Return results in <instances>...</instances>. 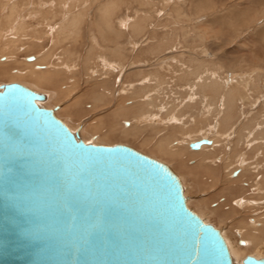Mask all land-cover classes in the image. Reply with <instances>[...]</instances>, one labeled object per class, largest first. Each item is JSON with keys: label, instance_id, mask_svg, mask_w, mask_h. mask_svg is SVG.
Wrapping results in <instances>:
<instances>
[{"label": "water", "instance_id": "water-1", "mask_svg": "<svg viewBox=\"0 0 264 264\" xmlns=\"http://www.w3.org/2000/svg\"><path fill=\"white\" fill-rule=\"evenodd\" d=\"M45 97L0 87V264H233L169 165L86 143Z\"/></svg>", "mask_w": 264, "mask_h": 264}, {"label": "rangeland", "instance_id": "rangeland-1", "mask_svg": "<svg viewBox=\"0 0 264 264\" xmlns=\"http://www.w3.org/2000/svg\"><path fill=\"white\" fill-rule=\"evenodd\" d=\"M4 1H5L4 8L1 9L0 7V31H3L4 39L7 38L5 40L6 42H9L10 37H14L15 35V33H12V32H15L13 30H18L21 24L24 25L25 28L20 30L19 34L23 38L25 36V38L24 39L22 38V40H20V47H21L19 49L20 53L18 52V54H16L15 57H13L15 60L12 58V60H10L11 63L9 62V64H6L3 66V67L6 66L5 68H1V65H0V74L1 72H3V69H5L7 71H13V73L21 72L23 73V75H26L25 73H27V75L29 76L33 71H28L30 70L29 69L30 67L27 66L28 65L27 58H30L33 56L38 58V56L47 53V51H49L50 49L54 50L55 59L60 57L61 59L64 60L65 51L72 50V47H73L75 52L78 54V58H75V61H73L74 66H76L77 64V67H75L76 71L72 72V74L67 72L66 76L64 77L66 81L63 83L59 82L60 84H63L62 86L64 87L63 90L65 89V92L70 91L69 94H66L70 96H65L64 94L61 98L59 97L58 101L56 100L55 102L56 104L51 103V99L52 100L54 99L50 97L51 93L53 92V88H50V86H46V87L44 86L42 87V89L41 88L39 89V88L33 87V85L29 83V81L27 82L21 79H16V80L10 79L11 77H8V76L4 77L2 75L3 78H0V87L2 85L12 84V83H18V84L21 83L22 85L26 83V87H29L28 85L30 84L32 86L30 87L32 88V90L35 89L34 90L35 92H38V93L43 92L48 95L49 102L47 101L44 103H40L39 105L44 108L47 107L49 109L57 108L56 113L58 117L61 120H65V121L67 120L68 122L70 121L67 119L68 117L65 111L68 110L71 107V105L73 107V105L75 104V107H76L78 105L77 103H80L79 105L84 106L85 109L83 110V112L75 116L76 123L75 122L73 123L75 126L74 130L76 129L75 131L79 130V128L81 127L80 125H83V124L85 126L88 125L86 127L88 128L89 126H92L94 123H99L103 119H109L110 117H112V113H114V111H116L117 109H120L123 106L128 107L132 104H135L136 101L137 102L142 101V98L140 96H136V97L134 95L132 96L127 91V88L129 86H136V88L139 87V85L144 83L143 81L146 80L145 77L147 78V76L145 75V73L147 72L156 73V72L161 71L165 75L164 72L167 70L166 75L168 74L167 76L170 79V81L168 79L166 80L164 79L166 82H168V84H162L161 88L165 89L164 91H162V93L164 92V94H167L166 98L168 100L167 102L170 103V107L175 105V102L173 100L177 102V100L180 101L181 99H186L187 94L185 93L189 91L187 89L189 85H191L189 82H195L194 81L195 77L194 76L187 77L188 82L182 81L180 77L185 76L184 74H186L187 72V67H190V66L193 67V64L188 62V58L193 55V57H198L202 59L205 58L206 60L209 59L207 58L209 56L210 61L209 60L208 61L211 63V65L208 67H210L211 70H214V72H216L217 75L219 74V76L223 78L225 81L227 80V77H228V80H227L228 82H229V79L231 80L237 77V74H240L239 76H244L245 78L248 77L247 75L252 74L251 77L253 79L256 78L254 76H260V77H257L258 79L256 78L255 80V83L259 90L255 89L254 91H252L254 92V94L252 93L253 95H251V99L247 100L246 103H245V98H242L243 100L242 103H239V105H236L238 108H240L242 112L244 110V115L238 116L237 119L231 124V127H230L231 137L229 140V142L231 143H229V150H233L234 148L233 146L235 143L234 139L236 137V133L238 132L239 128H241L242 125L245 124V121L247 122V119H249L248 117L252 115L253 116L255 115L254 121H257L258 124L262 125V126L257 125L258 128L256 127V131H261L262 134L264 135V131H263L264 130V90L263 88H261V86L264 87V0H170V1L169 0L167 1L166 0H122L123 3L119 4L120 5L119 13L115 15L114 17L115 26L117 25V27H121L122 25L121 22L125 21L126 19L128 20L127 17L132 18L133 16H140V17H144L145 22L147 24L146 32H145V35L140 38L135 37L131 32H129L128 34L125 33V36L122 39H120V41L116 40V43H114L113 45L110 44L111 51L109 50V47H107L109 45L106 42H104V39L101 36L103 27L101 28L99 26L100 19L98 18V14H97L98 7L102 3L106 2L107 0H69V1L63 0L65 2H63L64 4H63L62 9H59L57 6L58 0H28V1L27 0H4ZM148 1H150L151 3H148ZM13 3L14 4L17 3L18 5L21 6L20 9L21 8L22 9L20 11L18 10V15H17L18 18L15 20L14 24L10 26V25H7L5 20L3 19L6 16V12H8L9 8L13 5ZM50 6H52V8L55 10V13L58 14L57 17L54 18L53 15H50V16L45 15V13L50 9ZM2 10H5V11H2ZM82 12H86L87 16L82 26L81 41L79 43L72 41L71 43L60 44L58 42V36L56 35L55 30H57V28L63 22L69 19L72 15L77 14V13H82ZM53 24L55 26H53ZM43 26L46 27L47 30ZM39 29L42 31L44 30V31L40 32ZM184 31L188 32L191 39L185 38ZM153 35L157 36L160 40H163L165 47H163V50H162L163 52L161 51L160 53H158L159 55L154 54L151 57L149 56L147 57L145 56V54H142V53H143V50H146V47H150L151 38ZM27 36H30V37L33 36L31 41L29 37L27 38ZM92 36L95 37V39L97 40L99 44L98 49L102 51L101 52L102 56H105L104 60L107 59L105 60V63L107 64L105 65V67L107 69H108V65L109 66L112 65L113 67H116V66H119L121 63L123 64L122 71L116 72L115 76L114 74H112L111 76L112 78L105 77V74H103L104 76L100 75L98 76V78L93 80L92 78H89L87 76L86 70L84 69L85 64H83L85 62L82 59H85L88 53L87 50H89ZM108 38H113V36L108 37ZM39 40L41 41L39 42ZM32 41L37 43V47L31 48L29 51L28 46L31 44H34L32 43ZM126 42H128V44ZM38 45H40L39 48H38ZM116 45H122L125 47L126 58L124 60L116 59V58H119L116 56V53L114 51L116 48ZM132 46L135 49H133ZM172 46L175 47L174 51H172L173 49H171ZM129 48L131 51L129 50ZM176 48L177 50H175ZM179 48H183V49H179ZM23 49H26V50L24 51ZM39 52L41 53L40 55H38ZM103 52H106V53H103ZM108 52H111L110 53L111 55ZM201 54H203V56ZM112 55H114L115 58ZM155 55H158V56H156L153 59L152 57ZM175 55H178V56H175ZM2 57H4V55H0V62L4 61V58L1 59ZM16 57H18V59L20 60L18 59L16 60ZM91 59L92 61H94L92 57ZM111 59H114V60H111ZM162 60H163V63H162ZM17 61H20V62H17ZM139 61L140 62L142 61L143 64L140 63ZM176 61H177V65L175 66ZM15 62L16 64L13 65V63ZM230 62L231 64L234 63V67L230 65V67L231 68L233 67L234 69L232 70H229L227 68L224 69L223 68V66H225L224 64H227V63L230 64ZM157 63H158V66L161 65L163 67L156 66ZM236 63L237 65H235ZM182 64H187L190 66L183 65L182 67ZM151 67L153 68L154 71L152 70ZM45 68L47 69V66H44V67L36 66L34 68L35 72L33 73L35 74L37 73L38 70H43ZM175 68L178 70L177 74H175L174 72ZM220 68L223 70L221 71ZM144 71L145 73H143ZM13 73L11 74L14 75ZM137 73L139 75L144 74L145 77L143 75L139 76ZM102 79L104 80V82L106 81L105 83L108 84L107 86H109V84L110 86L104 87L103 85L104 82ZM87 80H88V83H87ZM140 80L142 81V83L139 82ZM75 84L77 85L74 86ZM169 86L171 87L170 91L166 89ZM110 87L111 89H109ZM225 88L227 89L226 84H225ZM256 90H258L257 93L255 92ZM92 92L106 94V98L108 100V102L106 100L107 102L106 105L103 104L97 108H94V107L92 108L93 101L89 99V97L91 98V96L89 97L86 96V99H85V95H91ZM239 93L245 94L244 91L242 90H240ZM209 96H210V100L214 98V94H209ZM83 97L85 100L83 99ZM222 98L223 97L220 98L219 100L220 102H222ZM82 100H84V102L86 101V103L83 102L84 103L83 104L81 102ZM161 102H164V100L161 99ZM48 103H51V104H48ZM75 107H73L72 110H74ZM178 108L181 110L182 109L181 105H179ZM198 113L202 115V111L199 109V107H194V108L185 107L183 109L182 114L185 115L184 116L185 122L190 121L191 123L193 121L195 122V115H197ZM248 114L249 115L251 114V115L249 116ZM245 116H248L247 119ZM69 117L71 118L72 116L69 115ZM208 118H209L208 120H203L201 122H198L196 119L195 127L198 128L197 132L199 130L202 132L201 130L202 128L200 127L206 126L207 123H209L212 127L213 126L215 127L217 125L218 118H219V115L217 114V112L214 114V111H213ZM133 119L134 118L132 116H129L127 118H124L121 122L125 126H132L131 124H133ZM209 124H207V127L208 126L210 127V128L208 127L210 131L209 135L212 134L210 136H215V133H214L215 131L213 130L214 131L213 132L211 130V126ZM84 125L83 127H85ZM144 129H145L144 138H140L139 141L123 139L119 141H116V140L107 141L104 144H106L107 146H115L118 144L131 146L139 150L140 152L146 154L147 156L157 159L158 161L169 165L179 175V177L181 175V177L184 178L185 180L184 183L187 185V186L185 185L186 197L188 198V201L190 203L189 207L193 211H195L197 214L198 213L200 214L201 211L194 204L197 202L207 201L209 203L211 211L218 212V214H221V216H224L222 217V219H225L223 220L224 224L219 223L215 218L211 217V215L209 214L204 215V217H202L204 221L207 220L208 224L215 226L222 233H226L227 235H230L233 232L237 233L240 230L239 223H242V222H247V223L249 222V224L252 222H255L256 224L254 225L255 227L254 229H259V227L263 226L262 223H264V194L262 195L256 194V188H255L256 180L258 181L257 183H259L260 181H263L264 171L262 169L261 171L259 170L260 172L257 175H254L255 177L252 175H250L251 177H249L248 175H243V169L242 170L239 169L240 166L235 169L236 165L233 164L231 168L234 167L235 170L232 169L231 172L227 173L228 176L224 174L222 169L217 173L219 176L218 177L219 181L217 180L218 184L214 186V188L207 186L206 189H204L203 191L192 189V185L195 183L193 181V177L196 178L195 176H193L188 170L182 169L179 163H176L175 161H172V160L162 158L152 153L151 148L154 147L155 143L157 142V139L163 135L154 136V140L152 142L148 143L145 146L142 145V141H144L145 138H149V136L151 135L152 127H150L149 122L144 124ZM82 131H83V128L80 131V136L82 135ZM165 132L164 134H168L170 131L165 130ZM177 133L179 134L178 135L179 137L176 140L178 142H182L180 132L178 131ZM189 133H192V132H188L187 136L190 135ZM201 134H197L196 136H194V138H192L191 141L194 142L197 139L199 140L203 138ZM100 136H101L100 133H98L97 136L96 134H94L86 142L87 143L89 142L88 144H96L98 143V141H100L98 140ZM190 137H193V136H190ZM208 138L209 137H206L205 139H208ZM192 142L189 143L188 146H186L189 153L186 152L185 156L187 159V162H186L188 165L187 168L191 171H195L198 168V166L202 163V160H203L202 154H199V152L197 151L202 150L204 147H202L200 150H193L190 147V144H192ZM250 144H253V143H249V145ZM207 147H211V146H207ZM246 147L249 150L251 149L249 148L248 145L247 146L240 145L238 147V152L244 150V153H247ZM222 150L223 148L221 145L219 147H216L215 155L213 156L214 161H216V163H218L220 167H222V165L226 162V160H228V154H230V152H227L225 150L223 152ZM262 157L264 158L263 155ZM250 158H253V154L252 156L250 155ZM257 160L258 158L254 157V159H252L250 163L252 162L255 163ZM258 162L260 166L264 165V164L263 165L261 164L264 162V159L263 160L260 159L258 160ZM254 168L255 166H253V169L251 168V170L255 171ZM194 173L196 176L199 177L200 182L208 183V185L210 186V183H209L210 178L207 175L204 174L200 176V172H194ZM235 174L237 175L235 176ZM230 180H231V183H230ZM243 186H245L244 189H247L246 193H244L245 190H243L244 192L240 194L238 190ZM233 191H236V192L232 193ZM234 195H237V196L234 197ZM235 202L237 205L234 204ZM246 202H247V205L246 207L244 206L243 208V203L245 204ZM238 203H241L240 204L241 207L238 206ZM229 209L231 211H234L235 214L227 215L230 211ZM228 228H230V230ZM249 231L250 230L247 228L246 232L248 233ZM232 235H236V234H232ZM242 239L240 238L239 241H243ZM262 248L264 249V247ZM248 255L249 256L256 255L257 257L256 251L255 252L252 251V253L250 252ZM258 257L259 258L264 257V253L259 255ZM234 262L236 264L242 263L241 260H238V261L234 260Z\"/></svg>", "mask_w": 264, "mask_h": 264}, {"label": "bare ground", "instance_id": "bare-ground-1", "mask_svg": "<svg viewBox=\"0 0 264 264\" xmlns=\"http://www.w3.org/2000/svg\"><path fill=\"white\" fill-rule=\"evenodd\" d=\"M63 2H65V1H63V0L57 1V3H58L57 6L59 9L63 8V4H64ZM4 3H5L4 0H0L1 9L4 8V6H5ZM95 3H96V1H95ZM121 3H123L122 0H107L106 2L102 3L98 7V11H97L98 13L97 14H98V18L100 19V25L99 26L101 28L103 27L101 36L104 39V42H106L109 45V46H107V47H109V50L111 49L110 44L113 45L114 43H116V40L120 41V39H122L125 36V33L128 34L129 32H131L135 37L140 38V37L144 36L145 32H146V25L147 24L145 22L144 17H140V16H133L132 18L127 17L128 20L126 19L125 21L121 22V24L123 26L120 24L122 28L117 27V25L115 26L114 17H115V15H117L119 13V9H120L119 4H121ZM148 3H151V2L148 1ZM20 7L21 6L18 5L17 3H15V4L13 3V5L9 8L8 12H6V16L4 17L3 20H5L7 25L11 26L12 24H14L15 20L18 18V16H17L18 10L20 11L22 9V8L20 9ZM2 11H5V10H2ZM59 14H60V12H59ZM45 15L46 16L53 15L55 18V17H57L58 14L55 13V10L52 8V6H50V9L45 13ZM86 16H87V13L82 12V13H77V14L72 15L69 19H67V17H66L67 20L65 22H63L57 28V30H55L56 35L58 36V42L60 44L71 43L72 41L79 43L81 41L82 26L84 24V21L86 20ZM97 22H95V23H97ZM21 23H22V21H21ZM53 26H55V25L53 24ZM24 28H25V26L21 24L19 26L18 30H13L15 32H12V33H15V35H14V37H10L9 42H6L5 39H7V38L4 39L3 31H0V52H1L0 55H4V57L1 58V59L4 58V61L0 62L1 68H5L6 66L5 67H3V66L6 64H9L10 60H12V58L15 57V55L18 54V52L20 53V50H19L21 48L20 47V40H22L23 37L20 36L19 31L24 29ZM44 28L46 29V27H44ZM41 31L42 30H40V32ZM38 34H39V32H38ZM184 35H185V38L191 39V37L189 36L187 31H184ZM112 36H113V38H108V37H112ZM28 37L30 38V41H31L33 36H31V37L27 36V38ZM24 38H25V36H24ZM42 38H43V36H42ZM40 41L41 40H39V42ZM42 42H43V40H42ZM32 43H34V44H31L28 46L29 51L31 48L37 47V43H35L33 41H32ZM123 43H125V42H123ZM126 43L128 44V42H126ZM150 44H151L150 47H146V50H143V53L141 52L142 54H145V56H147V57L148 56L151 57L154 54L160 53L163 50V47H165L163 40H160L155 35L152 36ZM129 45H130V43H129ZM98 46H99V44H98L97 40L95 39V37L92 36L89 50H87L88 53H87L85 59H82L85 62V63H83V64H85V68H84V66H83V68L86 70L87 76L89 78H92L93 80H95L96 78H98V76L103 75V74H105V77L112 78L111 77L112 74H114V76H115L116 72L122 71L123 64L121 63L119 66H116V67H113L112 65L111 66L108 65V69H107L105 67V65H107L105 63V60H107V59L104 60L105 56H102V53H101L102 51H100L98 49ZM104 46H105V44H104ZM39 47H40V45H38V48ZM126 48H128V47H126ZM132 48H133V46H132ZM174 48L175 47H173V46L171 47V49H173L172 51H174ZM133 49H135V48H133ZM179 49H183V48H179ZM23 50L25 51L26 49H23ZM109 50H107V51H109ZM129 50H130V48H129ZM175 50H177V48ZM114 51L116 53V56L119 57L116 59H123L124 60L126 58V56H125L126 49L124 46L116 45V48ZM54 53H55L54 50L50 49L49 51H47V53L42 54V55H40L41 53L39 52L38 55H40V56H38V58L33 56L34 57L33 60H30V58H32V57L27 58V60H28L27 66L30 67L29 68L30 70H28V71L35 72L34 68L36 66H39V67L47 66V69L45 68L43 70H38L37 73H35V74L33 72L30 74V72H29V74H30L29 76L27 75V73H25L26 75H23V73H21V72H14L13 73V71H7V70L3 69V72H1V74H0V78H3L2 77V75H3L4 77L5 76L11 77L10 79H15V80L21 79V80H25L27 82L29 81V83L31 85H33V87L39 88V89L40 88L42 89V87H44V86L45 87L50 86V88H53V92L51 93L50 97H52L54 99V100L51 99V103L56 104L55 103L56 100L58 101L59 97L61 98L64 94H65V96H70V95H66V94H69L70 91H68V92L66 91L67 92L66 93L65 89L63 90V88H64L62 86L63 84H60V83H63L66 81V79L64 77L66 76L67 72L72 74V72L76 71L75 67H77V64H76V66H74L73 61H75V58H78V54L75 52L73 47H72V50L65 51V56H64L65 59L64 60L61 59L60 57L55 59ZM103 53H106V52H103ZM108 53L110 54L111 52H108ZM114 55H112V56H114ZM158 55H155L152 58L154 59ZM201 55L203 56V54H201ZM175 56H178V55H175ZM205 56H206V54H205ZM10 57H11V59H10ZM91 57L93 58L94 61H92ZM128 57H129V55H128ZM114 58H115V56H114ZM207 58H209V59L206 60L204 58L205 59L204 60L202 58L193 57V55H192L188 58V62L193 64V67L190 65H187V64H182V67H183V65L190 66V67H187V72H186V74H184L185 76H181L180 79H182V81L186 82L187 77H189V76L195 77L194 78L195 82H189L191 85H189V87L187 89L189 91L185 93V94H187L186 99H181L180 101L177 100V102L175 100H173L175 102V105L170 107V103L167 102L168 100L166 98L167 94H164V92L162 93V91H164L165 89L161 88L162 84H168V82L165 81L166 79H168L170 81V79L167 76L168 74L166 75L167 70L164 72L165 75L160 70H159L160 72H156V73L155 72L149 73L146 71L148 74L145 73V71H144L143 73H145V75L147 76V78H146L144 76V74H142L146 79L143 81L144 83H142V81L140 80L139 82L142 84L139 85V87L136 88V86H129L127 88V91L132 96L133 95L135 97L140 96L142 98V101H140V102L136 101L135 102V104L137 103L136 105L132 104L128 107L123 106L120 109L116 108L117 110L114 111V113H112V117H110L109 119H103L99 123H94L92 126H89L88 128H86L88 125L85 126L83 124L85 127H83V125H80L81 127L79 128V137L86 142V141H88V139L90 137H92V135L96 134V136H97V134L100 133L101 136L98 139L100 141H98V143H96L95 145H100V144L106 145L104 143L107 141H113V140L119 141V140H123V139L139 141L140 138H144V132L146 129V128L144 129V124L149 122L150 127H152L151 135L149 136V138H145L144 141H142V145L145 146L148 143L152 142L154 140V136L163 135L157 139V142L155 143L154 147L151 148L152 153L155 155H158L162 158L175 161L176 163H179V165L181 166L182 169L188 170L193 176L196 177V178L193 177V181L195 183L194 184L192 183L193 184L192 189H196L199 191H203L204 189H206L207 186L214 188V186H216L218 184L217 180L219 181V178H218L219 176L217 173L222 169L224 174L226 176H228L227 173L231 172V170L234 169V167L231 168V166L233 164L236 165L235 169L240 166L239 169H241V170L243 169V175H248L249 177H251L250 175H252V176L257 175L261 171V169L264 171V165H263L264 162L261 163L263 166L259 165V162H261V161L258 162V160L264 159L262 157V155L264 156V135L262 134L261 131H256V127L258 128L257 125H259V126H262V125L258 124L257 121H254L255 115L254 116L252 115L253 117L250 116L252 113L250 115L248 114L250 117L245 116L246 119H247V117L249 119H247V122L245 121V124H243L242 127L239 128L238 132L236 133L235 139L232 137L235 141V143L233 145L234 148H233V150H229V143H231V142H229L230 137H231V133H230L231 124L237 119L238 116L244 115V110L242 112L240 110V108H238L236 105H239V103H242V101H243L242 98H245V103L247 100L251 99V95L254 94V92H252V91H254L255 89H258V87L255 83V80L257 77H260V76H254L253 75L254 77H256L253 79L251 77L252 74L247 75L248 77H246V78L244 76H239L240 74H237V77L234 76L236 79L235 78L231 79V80L229 79V82H228L227 81L228 77H227V80L225 81L223 78H221L219 76V74L217 75L216 72H214V70H211V68L208 67L211 65V63L209 62L210 57L208 56ZM17 59H18V57H16V60ZM153 59H151V60H153ZM18 60H20V59H18ZM111 60H114V59H111ZM137 60H135V61H137ZM17 62H20V61H17ZM140 63L143 64L142 61ZM162 63H163V60H162ZM15 64H16V62L13 63V65H15ZM176 65H177V61H176L175 66ZM224 65H225V66H223L224 69L225 68H227L229 70L234 69L233 68L234 63L231 64V62H230V64L227 63ZM230 65L233 67L231 68ZM235 65H237V63ZM156 66H158V63ZM144 67H145V65H144ZM158 67H163V66L160 65ZM165 67H164V69H165ZM31 68H32V70H31ZM81 68H82V66H81ZM169 69H170V67H169ZM152 70H153V68H152ZM222 70L223 69H221V71ZM25 71H27V70H25ZM177 71L178 70L175 68V70H174L175 74H177ZM133 72H135V71H133ZM11 73H13L14 75H12ZM127 73H129V72H127ZM129 75H131V74H129ZM142 75L140 74L139 76H142ZM118 79H119V77H118ZM106 80H108V79H106ZM113 80H115V79H113ZM17 81H19V80H17ZM103 82H104V80H103ZM105 82L103 83L104 87H109L110 84H109V86H107L108 84H106ZM87 83H88V80H87ZM24 84H23V86H26V83H24ZM30 84L28 85L29 87L31 86ZM225 84H226L227 89L225 88ZM76 85L77 84H75L74 86H76ZM111 87L109 89H111ZM121 87H122V85H121ZM170 88L171 87L169 86L166 89L170 91ZM261 88H263V90H264V87L261 86ZM150 89H152V90H150ZM34 90L35 89H33V91ZM240 90L244 91L245 94H240L239 93ZM258 90H256L255 92L257 93ZM36 93H38V92H36ZM38 94H43L46 96L45 100L39 101V104L48 101V95L46 93L39 92ZM119 94H120V92H119ZM172 94H174V93H172ZM209 94H214V98L210 100ZM257 95H259V94H257ZM86 96H88V97L91 96V98L89 97V99H91L93 101V105L91 104L92 108L93 107L97 108L103 104L106 105V103L108 102V100L106 98V94H104V93L100 94V93L92 92L91 95H85V99H86ZM221 97H223L222 102L219 101ZM256 97H258V96H256ZM83 99H84V97H83ZM161 99H163L164 102H161ZM206 99H207V101H206ZM84 100H82L81 102L83 103ZM106 100H107V102H106ZM51 103H48V104H51ZM84 103H86V101ZM221 103H223V104H221ZM257 103H258V101H257ZM77 104L78 105L76 107H75V104L73 105V107H75V109H74L75 111L72 110L73 109L72 105L68 110L65 111V113L68 117L67 119L70 122H68L67 120L66 121L63 120L67 124V126L71 129V131L74 133H76L78 131V130L75 131L76 129L74 130L75 126L73 123L76 121L75 116L77 114L83 112V110L85 109L84 106L79 105L80 103H77ZM179 105H181V108H182L181 110L178 108ZM185 107H192V108L199 107V109L202 111V115H200V113L195 115V122L194 121L191 123H190V121L185 122V119H184L185 115L182 114L183 109ZM213 111H214V114L217 112V114L219 115L218 123L216 122L217 125L215 127L214 126L212 127L209 123H207V124H209L211 126L212 131L213 130L215 131V132L213 131L215 133V136H210L212 134L209 135V132H210L209 128L210 127L209 126H208L209 128L207 127L206 122H205L206 126L200 127V128H202L201 129L202 132L200 130L197 132L198 128L195 127L196 119L198 122H201L203 120H208L209 119L208 117L210 116V114ZM56 115H57V113H56ZM69 115H71L72 117L70 118ZM129 116H132L134 118L133 124H131L132 126H125L121 121L124 118H127ZM168 118H169V120H168ZM243 123H244V121H243ZM164 124H166V125H164ZM211 124H213V123H211ZM214 124H215V122H214ZM82 128H83V131H82V135L80 136V131L82 130ZM165 130H169L170 132L168 134H164ZM253 130H255V131H253ZM178 131L181 134L182 142H178L176 140L179 137L178 136L179 134L177 133ZM188 132H192V133H189L190 135L187 136ZM197 134H201L204 139L206 137H209L207 140H210L211 144H203L202 147H204V148L202 150H200L202 147L200 149H197V150H200L197 152H199V154H202L203 160H202V163L198 166V168L195 171H191L187 168L188 165L186 163L187 159H186L185 153L188 152V149L186 146H188V144L192 142L191 139L194 138V136H196ZM190 136H193V137H190ZM203 138H201L199 140L197 139L192 143L204 140ZM179 140H181V139H179ZM249 143H253V144L249 145ZM220 145L223 148V150H222L223 152H224V150L227 152H230V154H228V160H226V162L222 165V167H220V165L218 163H216V161H214V159H213V156L215 155V148L219 147ZM240 145H246V146L248 145L249 148H251V149L249 150L246 147L247 153H244V150L238 152V147ZM207 146H211V147H207ZM190 147H191V144H190ZM252 154H253V158H250V155L252 156ZM260 154H262V155H260ZM254 157H257L258 160L255 163H253V162L250 163V161L252 159H254ZM253 166H255V168H254L255 171L251 170V168L253 169ZM194 172H200V176L204 175V174L207 175L210 178L209 179L210 186L208 185V183L200 182L199 177L196 176ZM203 178H205V177H203ZM203 178H202V180H203ZM180 179H181L182 184H183L184 189H185V185H186L184 183L185 180L183 177H181V175H180ZM257 182L258 181L256 180V182H255L256 183V185H255L256 194L262 195V194H264V178H263V181H260L259 183H257ZM226 183H227V181H226ZM230 183H231V180H230ZM186 188H188V187H186ZM244 188H245V186L241 187L238 190V192H240V194H241L242 192H244L243 190H245L244 193H246L247 189H244ZM187 191H188V189H187ZM234 192H236V191H233L232 193H234ZM185 195H186V190H185ZM236 196L237 195H234V197H236ZM236 202H238V201H236ZM236 202L234 204H236ZM188 204H190L189 201H188ZM240 204L241 203H238V206L241 207ZM248 204H249V202H248ZM194 205L201 211L200 214L198 213L201 216V218L204 217V215L209 214V215H211V217L215 218L219 223L224 224L223 220H225V219H222V217H224V216H221V214H218V212L211 211L209 203L207 201L197 202ZM246 205H247V202L245 204L243 203V208H244V206L246 207ZM254 205H255V203H254ZM257 207H259V206H257ZM234 214H235V212L230 210L227 215H234ZM259 214H261V213H259ZM229 218H230V216H229ZM205 222L208 223L207 220H205ZM239 224H240L239 225L240 230L237 233L231 231L233 233H231L230 235H227L226 233L221 232L226 243H227V245H228V247H229V250H230V253L232 256V260H233V264L235 263L234 260H237V261L241 260L242 261L241 264H244V262H243L244 259L247 256H249L248 254L250 252L252 253V251H254V252L256 251L257 257L264 253V249L262 248V247H264V223H262L263 226L259 227V229H254L255 228L254 225L256 224L255 222H252L250 224H249V222L248 223L242 222ZM247 228L250 230L248 233L246 232ZM228 229L230 230V228H228ZM232 229H234V228H232ZM232 234H236V235H232ZM240 238L241 239L244 238V239H242L243 241H239ZM252 257H254L256 259H260L259 257L257 258L256 255L252 256ZM261 258H263V257H261Z\"/></svg>", "mask_w": 264, "mask_h": 264}]
</instances>
